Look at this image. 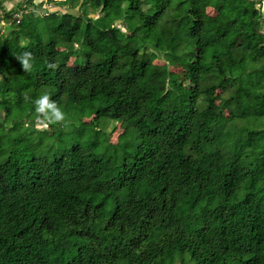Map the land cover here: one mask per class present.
<instances>
[{
	"label": "trees",
	"instance_id": "16d2710c",
	"mask_svg": "<svg viewBox=\"0 0 264 264\" xmlns=\"http://www.w3.org/2000/svg\"><path fill=\"white\" fill-rule=\"evenodd\" d=\"M9 1L0 264H264V0Z\"/></svg>",
	"mask_w": 264,
	"mask_h": 264
},
{
	"label": "rangeland",
	"instance_id": "374dc122",
	"mask_svg": "<svg viewBox=\"0 0 264 264\" xmlns=\"http://www.w3.org/2000/svg\"><path fill=\"white\" fill-rule=\"evenodd\" d=\"M23 1L24 0H12V1H9V2L5 3V6H6L7 10H11L12 8H15L19 3L23 2ZM36 1L37 2H41L43 0H36ZM44 1H46V0H44ZM44 8L48 9L49 12H52V11L67 12V11H69V12H73L74 14H79L80 13L79 8L68 10L67 8H64V7L54 6L52 4H48L47 2L45 3ZM263 13H264V8H263ZM10 19H11V21H13L14 20V17H11ZM120 23H121L120 21L117 22L118 25ZM5 26H6L5 23H3V22L0 23V32L3 31V29L5 28ZM7 26L9 28V30H11V26L10 25H7ZM8 28H7V30H8ZM157 63L158 64H161L163 62L158 61ZM172 69H173V71L181 72V70L178 67H175V65H172ZM87 122H88V120H87ZM37 127L38 128H45V127H47V125L46 124L37 125Z\"/></svg>",
	"mask_w": 264,
	"mask_h": 264
},
{
	"label": "crops",
	"instance_id": "0c3cea01",
	"mask_svg": "<svg viewBox=\"0 0 264 264\" xmlns=\"http://www.w3.org/2000/svg\"><path fill=\"white\" fill-rule=\"evenodd\" d=\"M7 28H8V26H6ZM8 30H9V28H8Z\"/></svg>",
	"mask_w": 264,
	"mask_h": 264
},
{
	"label": "built area",
	"instance_id": "2783aa9c",
	"mask_svg": "<svg viewBox=\"0 0 264 264\" xmlns=\"http://www.w3.org/2000/svg\"><path fill=\"white\" fill-rule=\"evenodd\" d=\"M56 1H59V0H56Z\"/></svg>",
	"mask_w": 264,
	"mask_h": 264
},
{
	"label": "clouds",
	"instance_id": "9594fccd",
	"mask_svg": "<svg viewBox=\"0 0 264 264\" xmlns=\"http://www.w3.org/2000/svg\"><path fill=\"white\" fill-rule=\"evenodd\" d=\"M46 99V98H45Z\"/></svg>",
	"mask_w": 264,
	"mask_h": 264
}]
</instances>
